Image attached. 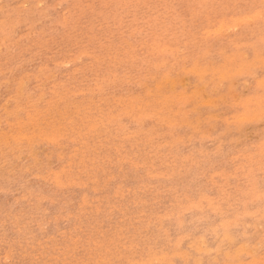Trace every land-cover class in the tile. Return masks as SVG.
<instances>
[{
	"label": "rangeland",
	"instance_id": "rangeland-1",
	"mask_svg": "<svg viewBox=\"0 0 264 264\" xmlns=\"http://www.w3.org/2000/svg\"><path fill=\"white\" fill-rule=\"evenodd\" d=\"M263 7L0 0V264H264Z\"/></svg>",
	"mask_w": 264,
	"mask_h": 264
},
{
	"label": "bare ground",
	"instance_id": "bare-ground-1",
	"mask_svg": "<svg viewBox=\"0 0 264 264\" xmlns=\"http://www.w3.org/2000/svg\"><path fill=\"white\" fill-rule=\"evenodd\" d=\"M39 2H40V1H39ZM256 2H257V1H256ZM16 3H17V2H16ZM20 3H21V2H20ZM23 3H24V1H23ZM25 3H26V2H25ZM57 4H58V3H57ZM256 4H257V3H256ZM41 5H42V3H41ZM21 6H22V5H21ZM56 7H57V6H56ZM263 8H264V7H263ZM63 13H64V12H63ZM232 14H233V13H232ZM258 14H259V13H258ZM43 15H44V13H43ZM239 15H241V14H239ZM248 15H249V14H248ZM260 16H261V13H260ZM44 17H45V16H44ZM47 17H48V16H47ZM252 17H254V16H252ZM256 17H257V15L254 17L255 20L257 19ZM263 17H264V16H263ZM245 18H246V16H245ZM248 18H249V17H247V21H248ZM45 19H46V18H45ZM192 19H193V18H192ZM209 19H210V17H209ZM239 19H240V18H239ZM243 19H244V18H243ZM249 19H251V18H249ZM259 19H260V17H259ZM263 19H264V18H263ZM263 19H262V20H263ZM193 20H194V19H193ZM193 20H192V21H193ZM207 20H208V19H207ZM234 20H236V19H234ZM237 20H238V18H237ZM241 20H242V18H241ZM244 20H245V19H244ZM252 20H253V19H252ZM252 20H251V21H252ZM210 21H212V20L210 19ZM251 21H250V22H251ZM253 21H254V20H253ZM245 22H246V20H245ZM250 22H249V23H250ZM255 22H256V21H255ZM211 23H212V22H211ZM226 23H227V22H226ZM233 23H234V22H233ZM242 23H243V21H242ZM242 23H241V24H242ZM247 23H248V22H247ZM253 23H254V22H253ZM0 24H1V23H0ZM220 24H222V23H220ZM234 24H235V23H234ZM236 24H238V23H236ZM239 24H240V23H239ZM239 24H238V25H239ZM241 24H240V25H241ZM244 24H245V23H244ZM210 25H211V24H210ZM210 25H209V26H210ZM232 25H233V24H232ZM220 26H222V25H220ZM220 26H219V27H220ZM229 26H231V25H229ZM233 26H235V25H233ZM211 27H212V25H211ZM220 28L222 29L223 26L220 27ZM226 28H228V27L226 26ZM236 28H237V27H236ZM244 28H245V27H244ZM135 29H136V28H135ZM135 29H134V31H135ZM214 29H216V28H214ZM216 30H218V28H217ZM205 31H206V30H205ZM212 31H213V30H212ZM219 31L222 33L223 29H222V30H219ZM219 31H218V33H219ZM25 32H26V31H25ZM208 32H209V31H208ZM208 32H206V34H208ZM214 32H215V31H214ZM119 33H120V32H119ZM209 34H210V32H209ZM239 34H240V33H239ZM191 35H193V34L190 33V36H191ZM196 35H197V34H196ZM214 35H215V33H214ZM228 35H229V34H228ZM197 36H198V35H197ZM119 37H120V36H119ZM195 37H196V36H195ZM209 38H211V37H209ZM212 38H213V37H212ZM212 38H211V39H212ZM217 38H218V37H217ZM213 39H215V38H213ZM209 41H210V40H209ZM211 41H212V40H211ZM124 42H125V41H124ZM126 42H127V41H126ZM193 42H195V41H193ZM75 43H77V42H75ZM128 43H129V42H128ZM184 43H185V42H184ZM212 43H213V42H212ZM212 43H210V44H212ZM229 43H230V42H229ZM260 43H261V41H260ZM149 44H150V43H149ZM149 44H148V45H149ZM194 44H195V43H194ZM6 45H7V44H6ZM109 45H110V44H109ZM118 45H119V44H118ZM199 45H200V44H199ZM263 45H264V44H263ZM151 46H152V45H151ZM120 47H121V46H120ZM135 47H136V46H135ZM149 47H150V46H149ZM216 47H217V46H216ZM241 47H242V46H241ZM247 48H248V47H247ZM260 48H262V47H260ZM60 49H61V48H60ZM102 49H103V48H102ZM191 49H192V48H191ZM191 49H190V50H191ZM166 51H167V50H166ZM242 51H243V50H242ZM116 52H117V51H116ZM202 53H203V52H202ZM239 53H240V52H239ZM163 54H164V53H163ZM180 54H182V53H180ZM232 54H233V53H232ZM35 55H36V54H35ZM64 55H65V54H64ZM81 55H83V53H82ZM155 55H157V54H155ZM241 55H242V53H241ZM95 56H96V55H95ZM143 56H144V55H143ZM203 56H204V55H203ZM217 56H219V55H217ZM81 57H83V56H81ZM141 57H142V56H141ZM201 57H202V56H201ZM79 58H80V57H79ZM79 58H78V59H79ZM116 58H117V57H116ZM128 58H129V57H128ZM138 58H139V57H138ZM140 59H141V58H139V60H140ZM79 60H80V59H79ZM131 60H132V59H131ZM28 61H29V60H28ZM161 61H162V59H161ZM170 61H171V60H170ZM191 61H192V60H191ZM37 62H38V61H37ZM71 62H72V61H71ZM117 62H118V61H117ZM141 62H142V61H141ZM144 62H146V61H144ZM180 62H181V61H180ZM16 63H17V62H16ZM147 63H148V62H147ZM163 63H165L164 59H163L162 65H163ZM166 63H167V62H166ZM70 64H71V63H70ZM116 64H117V63H116ZM119 64H120V63H119ZM122 64H123V63H122ZM171 64H172V63H171ZM67 65H68V64H67ZM106 65H107V64H106ZM113 65H114V63H113ZM147 65H148V64H147ZM167 65H168V64H167ZM167 65H166V66H167ZM63 66H65V65H63ZM90 66H91V65H90ZM125 66H126V64H125ZM131 66H132V65H131ZM153 66H154V65H153ZM156 66L158 67V64H157ZM164 66H165V65H164ZM164 66H163V67H164ZM61 67H62V66H61ZM79 67H80V66H79ZM93 67H94V66H93ZM98 67L100 68V66H98ZM128 67H129V66H128ZM133 67H134V66H133ZM135 67H136V66H135ZM150 67H151V66H150ZM157 67H155V68L157 69ZM159 67H160V66H159ZM171 67H172V66H171ZM18 68H19V67H18ZM59 68H60V67H59ZM95 68H96V67H95ZM121 68H123V67H121ZM129 68H130V67H129ZM139 68H140V67H139ZM161 68H162V67H161ZM179 68H180V67H179ZM19 69H20V68H19ZM104 69H105V68H104ZM140 69H142V68H140ZM151 69H152V68H151ZM168 69H169V68H168ZM259 69H260V68H258V70H259ZM7 70H8V69H7ZM96 70H97V69H96ZM177 70H178V69H177ZM195 70H196V69H195ZM36 71H37V70H36ZM137 71H139V69H137L136 72H137ZM141 71H142V70H141ZM145 71H146V70H145ZM145 71H144V72H145ZM155 71H156V70H155ZM167 71H168V70H167ZM191 71H192V70H191ZM2 72H3V71H2ZM43 72H44V71H43ZM68 72H69V71H68ZM116 72H117V71H116ZM125 72H127V71H125ZM136 72H135V73H136ZM139 72H140V71H139ZM149 72H150V71H149ZM175 72H176V71H175ZM175 72H174V73H175ZM203 73H204V72H203ZM236 73H238V72H236ZM250 73H251V72H250ZM11 74H12V73H11ZM37 74H38V73H37ZM139 74H140V73H139ZM139 74H138V75H139ZM146 74H147V72H146ZM149 74H150V73H149ZM175 74H176V73H175ZM252 74H254V73H252ZM53 75H54V74H53ZM106 75H107V74H106ZM131 75H133V73L130 74L129 76H131ZM138 75H137L136 77H138ZM140 75H141V74H140ZM153 75H154V73H153ZM190 75H191V74H190ZM190 75H188V76H190ZM254 75H255V74H254ZM37 76H38V75H37ZM48 76H49V75H48ZM118 76H119V75H118ZM124 76H125V74H124ZM156 76L158 77V74H157ZM164 76H165V75H164ZM35 77H36V76H35ZM52 77H53V76H52ZM109 77H110V76H109ZM143 77H144V74H143ZM171 77H172V76H171ZM184 77H187V76H184ZM246 77H247V75H246ZM249 77H250V76H249ZM251 77H252V76H251ZM24 78H25V76H24ZM24 78H23V79H24ZM54 78H55V77H54ZM63 78H64V77H63ZM141 78H142V77H141ZM148 78H149V77H148ZM151 78H152V77H150L149 79H151ZM165 78H166V77H165ZM47 79H48V78H47ZM132 79H134V78H132ZM146 79H147V78H146ZM146 79L143 78V80H146ZM48 80H49V79H48ZM50 80H51V79H50ZM138 80H141V79H138ZM138 80H137V82H138ZM143 80H142V82H143ZM153 80H154V78H153ZM173 80H174V79H173ZM243 80H244V79H243ZM245 80H247V79H245ZM258 80H259V79H258ZM8 81H9V80H8ZM8 81H7V82H8ZM129 81H130L129 83H131L132 80H129ZM135 81H136V80H135ZM150 81H152V80H150ZM120 82H121V81H120ZM132 82H133V81H132ZM155 82H156V81H155ZM170 82H171V81H170ZM233 82H234V81H233ZM129 83H128V84H129ZM261 83H263V82H260V84H261ZM20 84H21V83H20ZM25 84H26V83H25ZM128 84H127V85H128ZM131 84H135V83H131ZM138 84H139V83H138ZM150 84H152V83H150ZM232 84H233V83H232ZM3 85H4V84H3ZM217 85H218V83H217ZM19 87H20V86H19ZM41 87H42V86H41ZM202 87H203V86H202ZM215 87H216V86H215ZM38 88H39V87H38ZM199 88H200V87H199ZM19 89H20V88H19ZM39 89H40V88H39ZM127 89H128V88H127ZM180 89H181V88H180ZM253 89H254V88H253ZM186 90H187V89H186ZM210 90H211V89H210ZM20 91H21V90H20ZM179 91H180V90H179ZM200 91H201V90H200ZM50 92H51V91H50ZM159 92H160V91H159ZM175 92H177V91H175ZM183 92H184V91H183ZM251 92H252V91H251ZM19 93L21 94V92H19ZM123 93H124V92H123ZM30 95H31V94H30ZM40 96H41V95H40ZM15 97H16V96H15ZM68 97H69V96H68ZM76 97H77V96H76ZM85 97H86V96H85ZM144 97H145V96H144ZM19 98H20V97H19ZM187 98H188V97H187ZM187 98H186V99H187ZM24 99H25V98H24ZM185 101H186V100H185ZM203 103H204V102H203ZM205 103H206V101H205ZM207 103H208V102H207ZM4 104H5V103H4ZM186 107H187V106H186ZM202 107H203V106H202ZM9 108H10V107H9ZM205 108H206V107H205ZM181 109H183V108H181ZM19 111H20V110H19ZM20 112H21V111H20ZM207 112H208V111H207ZM211 112H212V111H211ZM15 114H16V113H15ZM204 114H205V113H204ZM206 114H207V113H206ZM212 116H213V115H212ZM216 116H217V115H216ZM194 117H195V116H194ZM241 117H243V118H247V117H245V116H241ZM0 118H1V117H0ZM254 118H256V117H254ZM258 118H259V117H258ZM177 119H178V118H177ZM188 119H189V118H188ZM193 119H194V118H193ZM251 119H253V117H252ZM259 119H260V118H259ZM87 120H88V119H87ZM189 120H191V119H189ZM90 121H91V120H90ZM192 121H193V120H192ZM223 121H224V120H223ZM203 122H204V121H203ZM224 122H225V121H224ZM19 123H20V121H19ZM2 125H3V124H2ZM136 125H137V124H136ZM186 125H187V124H186ZM204 125H205V124H204ZM3 126H4V125H3ZM90 126H91V125H90ZM197 126H198V125H197ZM92 127H93V126H92ZM96 127H97V126H96ZM96 127H94V128H96ZM172 127H174V126H172ZM202 127H203V126H202ZM208 127H210V126H208ZM90 128H91V127H90ZM176 128L178 129V127H176ZM226 128H227V127H226ZM91 129H92V128H91ZM185 129H186V127H185ZM227 129H228V128H227ZM229 129H232V127H230ZM2 130H3V129H2ZM2 130H1V131H2ZM204 130H207V129H204ZM195 131H196V129H195ZM207 131H208V130H207ZM207 131H206V132H207ZM181 132H182V131H181ZM202 132H204L203 129H202ZM220 132H221V131H220ZM173 134H175V133H173ZM22 135H23V134H22ZM182 135H183V134H182ZM221 135H222V134H221ZM178 136H179V135H178ZM183 136H185V135H183ZM214 136H215V135H214ZM24 137H25V136H24ZM175 137H176V136H175ZM180 137H181V136H180ZM32 138H33V137H32ZM181 138H182V137H181ZM192 139H193V138H192ZM20 140H21V138H20ZM203 140H204V138H203ZM27 143H28V142H27ZM5 154H6V153H5ZM28 154H29V153H28ZM82 156H83V155H82ZM217 159H218V158H217ZM89 163H90V162H89ZM45 164H46V163H45ZM84 166H85V165H84ZM89 166H90V165H89ZM220 171H221V170H220ZM72 176H73V175H72ZM72 176H71V178H72ZM3 178H4V177H3ZM256 182H257V181H256ZM256 182H255V183H256ZM7 183H8V182H7ZM61 183H62V182H61ZM63 185H64V184H63ZM67 185H69V184H67ZM233 187H234V186H233ZM5 193H6V192H5ZM253 200H254V199H253ZM259 204H260V203H259ZM189 212H190V211H189ZM241 217H242V216H241ZM244 218H245V217H244ZM96 221H97V220H96ZM235 221H236V220H235ZM94 222H95V221H94ZM96 223H97V222H96ZM255 228H256V227H255ZM73 231H74V230H73ZM251 233H252V232H251ZM188 235H189V234H188ZM60 236H61V235H60ZM229 236H230V235H229ZM242 236H243V235H242ZM251 236H252V235H251ZM61 237H62V236H61ZM84 240H85V239H84ZM234 240H235V239H234ZM237 242H238V241H237ZM260 243H261V242H260ZM133 245H134V244H133ZM178 246H179V244H178ZM243 246H244V245H243ZM117 247H118V246H117ZM119 247H120V246H119ZM199 250H200V249H199ZM244 258H245V257H244ZM221 259H222V258H221ZM221 261H223V259H222ZM227 261H228V260H227ZM199 262H200V261H199ZM226 264H227V263H226ZM239 264H240V263H239Z\"/></svg>",
	"mask_w": 264,
	"mask_h": 264
}]
</instances>
